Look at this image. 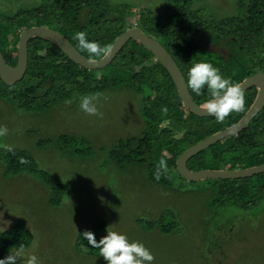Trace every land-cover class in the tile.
I'll use <instances>...</instances> for the list:
<instances>
[{"label":"trees","instance_id":"1","mask_svg":"<svg viewBox=\"0 0 264 264\" xmlns=\"http://www.w3.org/2000/svg\"><path fill=\"white\" fill-rule=\"evenodd\" d=\"M192 2L169 0L163 14L142 8L144 20H139L141 26L138 23L136 26L168 50L186 81L188 70L197 62L211 63L224 78L235 84L256 72L264 74V0H238L239 14L217 24L197 17L196 11L191 10ZM131 10L132 6L107 0H41L35 6L11 14L0 11V51L9 65H15L20 32L33 25H45L62 33L83 55L98 59L105 54L94 55L80 48L74 38L76 33L84 31L90 41L109 49L121 33L134 25L128 24ZM206 35L210 42L217 44L224 38L226 47L231 48L229 54L206 49L203 46ZM28 49L24 77L14 84L5 83L0 77V99L19 109L44 111L86 94L130 89L141 96L143 130L140 135L123 137L112 143L108 157L120 169L138 166L150 182L160 186L171 185L176 176L185 179L177 171V157L190 145L235 124L256 97L255 87L246 90L243 109L231 112L223 121L213 116H197L183 106L166 67L134 39H129L109 64L94 69L79 65L62 49L39 37L29 40ZM189 90L194 100L202 105L210 95L206 87L199 96ZM263 135L264 106L245 128L194 155L187 165L192 170L238 169L264 163ZM52 144L65 156L93 153L86 138L74 133H62L36 142L41 149ZM161 160L166 161L167 170H161L157 180V165ZM194 161H201L202 167H190L189 163ZM0 163L6 177L22 173L36 176L48 189V203L53 207L70 193L61 178L41 168L26 148L0 147ZM201 181L204 182H190L202 185L209 194L208 204L216 209L230 206L246 212L258 211L264 201V172L245 178ZM161 218L137 221L157 227L163 234L172 232L177 226L172 214L169 222L164 223ZM103 226L104 223L86 225L80 231L90 230L99 240V229ZM78 239L76 246L94 255L95 248ZM33 240V231L27 225L12 224L0 231V259L21 246L29 248ZM23 263L21 258L18 264Z\"/></svg>","mask_w":264,"mask_h":264},{"label":"rangeland","instance_id":"2","mask_svg":"<svg viewBox=\"0 0 264 264\" xmlns=\"http://www.w3.org/2000/svg\"><path fill=\"white\" fill-rule=\"evenodd\" d=\"M107 1L132 6L128 24L136 26L144 20L140 9L163 14L169 0ZM192 1L195 15L213 24L239 14L238 0ZM40 2L0 0V11L11 14ZM93 94L98 96V115L81 110L82 96L44 111L19 109L0 99V126L7 128L6 135L0 136V147L30 150L38 165L60 177L70 192L53 207L48 203V189L36 176L6 177L0 163V231L22 222L34 234L33 244L24 249L23 264L31 255L40 264H106L99 249H92V255L76 246L78 238L85 242L79 236L83 226L103 223L100 238L106 230L124 234L151 251L152 264H264V201L260 214L257 209H216L196 182L176 176L171 185L160 186L150 182L138 166L118 168L109 159L108 149L120 138L142 133L141 96L127 88L86 95ZM62 133L84 136L93 153L65 156L54 144L43 149L36 146L38 140ZM189 166L202 167V162ZM170 214L177 226L168 234L137 221L162 217L165 223Z\"/></svg>","mask_w":264,"mask_h":264},{"label":"water","instance_id":"3","mask_svg":"<svg viewBox=\"0 0 264 264\" xmlns=\"http://www.w3.org/2000/svg\"><path fill=\"white\" fill-rule=\"evenodd\" d=\"M34 37L42 38L62 49L69 55L76 63L87 68H102L109 64L117 55L121 47L129 40L134 39L143 44L155 57L166 67L176 88L180 95L182 104L189 109L192 113L200 117H209L204 112L202 104H198L187 86V81L177 65L176 61L168 50L155 38L151 37L148 33L141 30L137 26H132L121 33L112 43L108 49L107 54L98 59H92L83 55L62 33L45 25H33L23 29L20 32L17 44V63L9 65L5 60L2 52L0 51V77L7 84H14L20 81L27 70L28 66V44L29 40ZM203 46L215 52H221L227 55L231 48H225L224 41L221 45L210 43L206 35ZM238 85L243 89V93L256 87L257 95L254 102L244 115L233 125L225 127L212 135L194 143L187 147L176 160V168L178 173L191 181H201L206 179H237L252 176L257 173L264 172V163L238 169H198L192 170L188 167L187 162L194 155L202 150L215 144L221 139L229 137L238 133L245 128L248 123L259 113L264 106V74L256 72Z\"/></svg>","mask_w":264,"mask_h":264},{"label":"clouds","instance_id":"4","mask_svg":"<svg viewBox=\"0 0 264 264\" xmlns=\"http://www.w3.org/2000/svg\"><path fill=\"white\" fill-rule=\"evenodd\" d=\"M79 47L90 54H107L108 49L102 47L96 41H90L88 34L84 31L77 32L74 37ZM187 86L196 95H201L202 90L207 88L209 98L203 105L204 112L208 116L223 121L233 111H241L244 107L243 89L240 85L233 83L230 79L222 76L219 69L208 62H197L188 70ZM98 96L85 95L80 98V108L86 114L98 115L96 101ZM70 102V101H69ZM7 128L0 126V136L6 135ZM161 170H167L166 161L161 160L157 165L156 179L159 180ZM107 234L96 239L95 234L90 230L83 231L79 236L87 244L100 250L106 264H152L154 260L151 251L142 243L130 242L126 235L116 231H108ZM25 250L21 246L5 258L0 259V264H18L24 257ZM25 264H40L36 255L28 256Z\"/></svg>","mask_w":264,"mask_h":264},{"label":"flooded vegetation","instance_id":"5","mask_svg":"<svg viewBox=\"0 0 264 264\" xmlns=\"http://www.w3.org/2000/svg\"><path fill=\"white\" fill-rule=\"evenodd\" d=\"M205 40V39H204ZM223 41H224V45H225V39L223 38L222 40H221V42L219 43V44H217V43H215V42H210V43H215L216 45H221L222 43H223ZM204 43V42H203ZM225 48H228V47H226V45H225ZM213 52V51H212ZM229 54V53H228ZM227 54V55H228ZM256 88V87H255Z\"/></svg>","mask_w":264,"mask_h":264},{"label":"bare ground","instance_id":"6","mask_svg":"<svg viewBox=\"0 0 264 264\" xmlns=\"http://www.w3.org/2000/svg\"><path fill=\"white\" fill-rule=\"evenodd\" d=\"M186 179V178H185ZM188 180V179H187ZM189 181H191V180H189Z\"/></svg>","mask_w":264,"mask_h":264}]
</instances>
